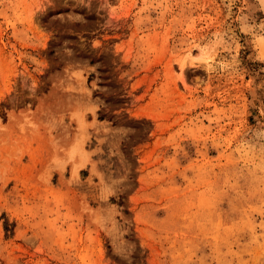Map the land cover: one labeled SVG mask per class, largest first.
Segmentation results:
<instances>
[{"label":"rangeland","instance_id":"374dc122","mask_svg":"<svg viewBox=\"0 0 264 264\" xmlns=\"http://www.w3.org/2000/svg\"><path fill=\"white\" fill-rule=\"evenodd\" d=\"M0 264H264V0H0Z\"/></svg>","mask_w":264,"mask_h":264},{"label":"bare ground","instance_id":"6f19581e","mask_svg":"<svg viewBox=\"0 0 264 264\" xmlns=\"http://www.w3.org/2000/svg\"><path fill=\"white\" fill-rule=\"evenodd\" d=\"M188 59V63L189 64H194L195 61H196V56L193 54H190L189 57L187 58ZM185 65V64H184ZM184 65H183V68H184Z\"/></svg>","mask_w":264,"mask_h":264}]
</instances>
